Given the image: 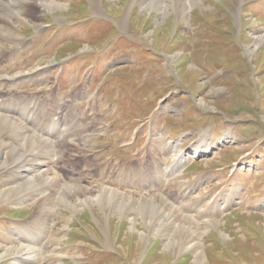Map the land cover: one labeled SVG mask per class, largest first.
Segmentation results:
<instances>
[{
	"label": "rangeland",
	"instance_id": "rangeland-1",
	"mask_svg": "<svg viewBox=\"0 0 264 264\" xmlns=\"http://www.w3.org/2000/svg\"><path fill=\"white\" fill-rule=\"evenodd\" d=\"M40 1L0 78L54 86L45 104L81 137L56 153L35 134L36 200L12 196L0 159V264H264V0Z\"/></svg>",
	"mask_w": 264,
	"mask_h": 264
},
{
	"label": "bare ground",
	"instance_id": "bare-ground-1",
	"mask_svg": "<svg viewBox=\"0 0 264 264\" xmlns=\"http://www.w3.org/2000/svg\"><path fill=\"white\" fill-rule=\"evenodd\" d=\"M174 1H176V0H174ZM30 3L38 4L39 5L38 7L40 10H43V6H45L48 9L50 8L46 2L44 3V2H41L40 0H32V1L31 0H0V57L1 58L8 59L9 57H12L16 53L20 54L22 50L29 47L31 41L28 39H23L22 37H20V35H15L16 34L15 31H14L15 34H13L12 30L14 29V25L17 23L18 18L20 16H24L26 14L28 4H30ZM260 41H262V40H260ZM6 44H12V46H11L12 48L8 49ZM3 63H8V62H3ZM9 63H10V61H9ZM31 75L33 77L34 72ZM4 77H5V79H4ZM23 77L24 76H22V74H20L16 78L15 77L9 78L7 75H2V77L0 78V98H1V100H0V159H2V160L6 159V161L3 162V164H2V170L6 169L7 175H11L12 173H14L12 180H16V182H17V180H19L20 182L22 181V183H20L19 186L8 188L9 191H12V196L13 197L18 196V198H20V199L26 198V197L30 198V199L35 198V200H36V199H38V198H36V196H38L42 193L41 189L43 188V190H44L45 187L47 186L46 181L48 178L44 177V174H43V172H46L45 171L46 168L43 167V169H40L38 167V165L40 163H39V161H37V159L34 160L35 162H31L34 164V168L29 166V162H27V159H32V157H30L29 153H35L34 152V150H35L37 153L41 154V152L44 151V150L40 149L41 147L38 148L39 146L42 145L43 138L36 136L35 135L36 132L34 130H40L42 132H43V130H45L46 133H49V134L51 132L52 136L51 137L48 136L46 138L51 139L54 136V139H55L54 148H55V150L57 149L56 153L62 152L63 150L60 147L61 144L69 142V137L73 136L74 134H77V132L74 128L70 127L69 125H66L64 130H60V127H58V124L56 122H53V121H52L53 124H52L51 128L54 129L55 131L50 130L49 125L47 126L48 129H45L44 127H42V129H41V128H39L36 125H33L31 123L28 124L27 118H30V117H27V116H26V121L24 120L25 122H23V120H22L23 118L21 119V117L25 116L24 114L26 112L30 113L33 110L35 111V109L37 108V105L35 104V100L32 101L31 99L26 100L24 98L18 99V98L14 97V94L19 92L18 91L19 88H17V85L23 83L22 82L23 80H21V78L23 79ZM19 79H20V81L17 82V80H19ZM32 79L34 80V78H32ZM1 84H2V86H1ZM8 84H12L13 89H9ZM9 94L10 95L12 94V96L6 98L5 96L9 95ZM83 95H87V93H85ZM22 100L25 101V103H23V104L27 105L25 111H22L21 109L19 110V108L15 109V107H14L16 104L19 103V101H22ZM40 101H43L41 99V97H40ZM41 107L42 106H40L38 109V114L36 115L37 119H38V117L45 119L46 117H44V116L46 114L48 115L49 112L51 111V109L59 108L58 105H50L49 107H47L45 109H43ZM15 113H18L19 116H15ZM37 123L39 124L40 121L37 120ZM85 130H86V128H85ZM83 132H85V131H83ZM62 133H65L63 140H62L64 142L59 143L58 137ZM77 135H78V138L81 137L80 136L81 133H78ZM4 138H6L7 140H4ZM47 142H48V140H47ZM76 144H77V142H76ZM201 145L202 144H198V145L194 146V148H193L194 150H192L191 154L189 153V155H186L185 152L178 151L177 149H175L174 153L172 154L171 157H174V159H176L175 160L176 165L184 164V162L186 161L185 159L192 157L194 155L193 153L197 154V153L202 151L200 148ZM56 147H59V149ZM76 147H78V146H76ZM205 147H208V145L206 144ZM6 148H9L10 151H7L6 157H1V151L3 149H6ZM20 148H21V150H20ZM51 156L52 155H50V158H48V159H45V157L42 158V159H45V161L47 162V167L49 168V170L51 167L50 166L51 162H53V161L58 162V159H60L59 157L51 159ZM19 159H24V160L20 161ZM21 168L23 170L19 174L18 170H20ZM173 170H174L173 168L170 169V171H172L171 174H174L175 170L174 171ZM40 171H42V172L40 173ZM6 172H4V173H6ZM32 173H34L33 174L34 178L33 177L31 178V176H30V175H32ZM40 196H38V197H40ZM4 198H6V197H4ZM45 200H46V197H44L43 200H40L37 205L39 207L42 206L43 203L45 202ZM154 207H156V206H154ZM35 213H36L35 214L36 216H39L42 213V209L40 208V210L39 209L36 210ZM183 239H185L184 236H183ZM30 262H32V260L26 261V263H30Z\"/></svg>",
	"mask_w": 264,
	"mask_h": 264
}]
</instances>
